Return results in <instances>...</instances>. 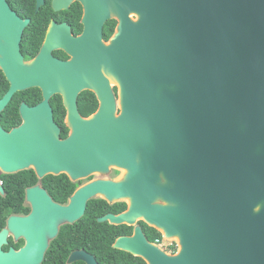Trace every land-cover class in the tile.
Listing matches in <instances>:
<instances>
[{
    "label": "water",
    "instance_id": "water-1",
    "mask_svg": "<svg viewBox=\"0 0 264 264\" xmlns=\"http://www.w3.org/2000/svg\"><path fill=\"white\" fill-rule=\"evenodd\" d=\"M74 1L86 9L81 39L56 36L30 68L21 41L29 21L0 0V69L11 84L0 116L14 96L38 87L44 101L23 104L24 124L7 132L0 122V172L34 168L38 177L67 174L77 181L111 167L128 171L124 182L97 181L76 192L69 206L40 187L27 191L33 211L12 217L0 235V264H40L61 225L85 214L91 198L130 200L109 215L114 225L144 219L180 251L167 255L140 229L115 248L149 264H264V0H53L55 10ZM45 0H37L40 8ZM133 16L137 19L134 20ZM118 21L106 42L104 27ZM103 28V43H102ZM74 57L60 62L51 49ZM37 67V68H36ZM122 88L117 115L113 87ZM85 89L100 108L79 116ZM60 95L73 133L62 140L50 100ZM0 181V195H4ZM8 230L25 236L20 253L4 254Z\"/></svg>",
    "mask_w": 264,
    "mask_h": 264
},
{
    "label": "flooded vegetation",
    "instance_id": "flooded-vegetation-1",
    "mask_svg": "<svg viewBox=\"0 0 264 264\" xmlns=\"http://www.w3.org/2000/svg\"><path fill=\"white\" fill-rule=\"evenodd\" d=\"M11 1V2H10ZM10 5V8L15 12L18 17L23 21H29V25L23 32V37L21 41V55L23 57V63L30 67L34 68L35 62L38 60L39 56L41 55L44 46L46 44L47 37L50 33V29L52 25L56 27H62V31H58L56 36H63L69 37V39L77 40L81 39L86 32V9L85 6L78 1H74L68 8H63L60 10H55L53 6V0H50V4L48 5V0H45V4L38 8L37 0H33L32 4H26L23 0L16 1V0H7ZM13 3V4H12ZM136 20V17H133ZM110 22V21H109ZM111 27L113 28V34L111 38L116 33L118 27V21L111 20ZM108 23V22H107ZM107 25V24H106ZM104 27V31L106 28ZM102 43H103V28H102ZM110 38V39H111ZM109 39V40H110ZM105 40V39H104ZM109 40H105L108 42ZM51 57L55 60L60 62H72L74 57L71 53L67 52L63 48H53L51 49ZM37 68V67H36ZM3 73V71L0 69ZM4 75V73H3ZM5 76V75H4ZM6 78V77H5ZM7 80V79H6ZM8 82V81H7ZM9 84L8 92L11 88V84ZM113 92L116 99L117 105V115L120 116L122 114V88L120 86L113 87ZM24 94V98L29 101H23L19 108V114L21 117L20 109L23 104H26L29 108H35L43 103V91L38 87H33L30 89H26L22 92ZM95 98L97 101V109L94 113H89L91 105V100ZM77 109L79 116L84 120H90L94 115H96L100 108V102L97 95L91 89L83 90L77 98ZM50 106L53 111V117L56 125L60 128V137L62 140H66L71 137L73 131L68 125L69 120V110L65 106L64 99L60 95L54 96L50 100ZM1 117V116H0ZM24 124V120L21 117V125ZM2 126V125H1ZM19 126V127H20ZM18 128V127H15ZM13 128V129H15ZM119 170H114L108 173L111 175L110 179H98L94 178L95 174L101 173H93L87 177L81 178L77 181L71 179V177L67 174H61L59 176H65L69 179V181L76 185L75 192L67 199L65 203H60L56 201L53 196L49 193V191L44 187L42 181L54 175H48L43 179H40L32 167L26 171H33L39 183L35 186H31L26 188L25 190V200H24V207L29 209L28 213H15L10 215L8 218L5 219L4 227L0 230V235L4 230L8 229V222L12 217H28L32 211V205L28 201L27 198V191L29 189L40 187L41 189L45 190L52 201L61 206H69L72 202V198L76 194L77 191L82 189L83 187L97 182V181H111V182H124L125 178L128 175V171L123 168H118ZM122 171H126V175L123 177ZM25 172V171H23ZM5 175L0 172V181L1 177ZM103 175V174H102ZM2 187L3 182L1 181ZM5 194L1 195L3 197L6 196V191L4 189ZM105 201L110 206H116L117 204H125L126 209L120 213L114 212H107L103 214L107 208L103 203ZM92 203V218L87 223L79 225V223L85 218L87 215L89 204ZM130 200L129 199H122L119 201H115L113 203L108 202L102 196L98 195L94 198H91L87 203V208L85 211L84 216L77 222L70 224L65 223L60 226L58 235L56 238L49 240L48 247L46 253L44 255L43 261L40 264H105L103 263V224H108L110 226L116 227H127L129 229V233L119 236L114 244L112 245L113 249L118 250L115 248L118 240L121 238H134L136 236V230L140 229L144 235L146 242L154 247L159 248L162 252L166 253L167 255H176L180 251V245L177 242L162 243V239H157L155 242L151 240L152 234L150 233V229H155L154 227L147 224L144 219H137L134 224H124V225H114L110 222V220L103 222V218L114 215L119 216L124 213H127L130 209ZM95 219V220H94ZM95 221V222H94ZM79 225V226H77ZM65 229L62 232V229ZM158 231V230H157ZM63 234V236H62ZM158 241V242H157ZM28 245L27 239L25 236H17L11 230H8L6 241L1 244V251L4 254H8L11 251L16 253H20L23 249H25ZM121 251V250H118ZM124 252V251H122ZM127 253V252H125ZM131 256V260L134 264H149L145 259L142 257H138L128 253Z\"/></svg>",
    "mask_w": 264,
    "mask_h": 264
},
{
    "label": "trees",
    "instance_id": "trees-1",
    "mask_svg": "<svg viewBox=\"0 0 264 264\" xmlns=\"http://www.w3.org/2000/svg\"><path fill=\"white\" fill-rule=\"evenodd\" d=\"M20 1V0H16ZM11 2V1H10ZM26 4H32L33 0H23ZM13 4V3H12ZM47 4H50L48 0ZM111 21L107 23L104 31V39L109 40L113 34V28L110 26ZM9 84L0 71V100L8 93ZM23 101L29 103L24 98L23 93H17L7 109L2 113L0 122L4 130L10 132L15 127H19L21 124V117L19 114V108ZM91 108L89 113H94L97 109V101L93 98L90 102ZM6 196L0 195V230L4 227L5 219L15 213H28L29 209L25 208L23 203L25 200V190L28 187L35 186L39 183L36 174L33 171H25L15 175H3L1 177ZM44 187L49 191L53 198L60 202L65 203L67 199L75 192L76 185L72 184L65 176H49L42 181ZM107 210L103 213L114 212L120 213L126 209L125 204H117L116 206H110L103 201ZM92 206L90 203L85 218L79 223L82 225L88 223L92 216ZM95 220V219H94ZM95 222V221H94ZM77 225V226H79ZM65 229H62V232ZM129 229L127 227H116L108 224H103V263L105 264H134L131 260V256L128 253L113 249L112 245L119 236L128 234ZM152 234L151 240L155 242L157 239H162V234L156 229H150ZM63 236V234H62Z\"/></svg>",
    "mask_w": 264,
    "mask_h": 264
},
{
    "label": "rangeland",
    "instance_id": "rangeland-1",
    "mask_svg": "<svg viewBox=\"0 0 264 264\" xmlns=\"http://www.w3.org/2000/svg\"><path fill=\"white\" fill-rule=\"evenodd\" d=\"M133 17H135V16H133ZM111 171H114V170H119L117 167H111V169H110ZM122 176L124 177L125 175H126V171H122ZM94 178H98V179H105V180H108V179H110V177H111V175H108V174H95L94 176H93ZM162 235H163V233L162 232H160ZM163 237H164V235H163ZM164 239H165V242L168 244V243H172V242H177L178 244H179V240L177 239V238H171V239H169V238H165L164 237Z\"/></svg>",
    "mask_w": 264,
    "mask_h": 264
},
{
    "label": "built area",
    "instance_id": "built-area-1",
    "mask_svg": "<svg viewBox=\"0 0 264 264\" xmlns=\"http://www.w3.org/2000/svg\"><path fill=\"white\" fill-rule=\"evenodd\" d=\"M164 240H165V239H164V237H163L162 243H164ZM157 242H158V241H157Z\"/></svg>",
    "mask_w": 264,
    "mask_h": 264
},
{
    "label": "bare ground",
    "instance_id": "bare-ground-1",
    "mask_svg": "<svg viewBox=\"0 0 264 264\" xmlns=\"http://www.w3.org/2000/svg\"><path fill=\"white\" fill-rule=\"evenodd\" d=\"M166 238V237H165Z\"/></svg>",
    "mask_w": 264,
    "mask_h": 264
}]
</instances>
